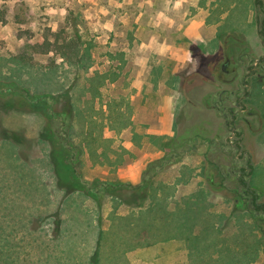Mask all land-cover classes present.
I'll list each match as a JSON object with an SVG mask.
<instances>
[{"label": "rangeland", "instance_id": "374dc122", "mask_svg": "<svg viewBox=\"0 0 264 264\" xmlns=\"http://www.w3.org/2000/svg\"><path fill=\"white\" fill-rule=\"evenodd\" d=\"M256 1L246 8L252 10L256 33L252 23L243 22L239 28L253 47L256 38L261 41L258 23L264 21V0ZM222 4L0 0V129L21 137L17 143L0 136V142L10 141L0 145V264H264V232L252 218L250 200L236 199L242 190L238 173L250 162L244 180L264 201V77H249L250 89L244 86L246 70L261 51L245 55L244 42L236 35L244 36L217 25L216 11ZM232 11L229 25L242 20L240 9ZM210 38L213 41L205 46L204 39ZM44 39L63 45L75 42L78 53L68 59L49 52L33 56L31 63L18 58L33 42ZM259 73L264 76V68ZM155 81L163 104L162 123L170 115L171 92L181 95L174 108L177 129L167 143L173 154L191 148V153H183L181 167L161 174L156 191L142 187L130 192L114 186L102 190L97 199L85 187L62 189L58 182L64 177L75 180L73 149L64 144L67 132L80 146L90 131L100 140L109 125L103 116L110 97L119 101L120 94ZM17 88L29 97L53 98V103L34 106ZM238 90L239 95L250 93L242 101L247 109L238 113L233 139L243 140V160L237 159L238 149L225 144L231 126L223 108L234 106L231 92ZM73 105L77 123L69 131ZM169 136L170 129L160 131L161 139ZM119 138L117 143L124 147ZM18 145L28 149L17 150ZM186 171L195 179L192 191L203 188L208 198L197 196L198 206H177L170 220V197L177 194L172 185H181L177 174ZM84 175L87 179L76 176L91 186L102 182L85 168ZM151 194H160L158 221L150 215ZM59 205L67 208L62 229ZM137 211L142 212L138 217Z\"/></svg>", "mask_w": 264, "mask_h": 264}, {"label": "crops", "instance_id": "0c3cea01", "mask_svg": "<svg viewBox=\"0 0 264 264\" xmlns=\"http://www.w3.org/2000/svg\"><path fill=\"white\" fill-rule=\"evenodd\" d=\"M251 1L252 0H222V9H218L216 11V14L218 16L219 22L217 25L221 26L222 24H224L227 27L226 29L228 31L230 30L232 33H234V35H236V33L242 34L244 36L243 39L240 35L236 36H238V39L240 38L241 40H243V47L248 48V53L255 56L256 53H259L260 51L262 53L261 41L259 40V38H256L257 36L256 34H254V38H256V40L254 42L255 47H253L248 41V39H250L248 38V35L244 34L243 32L241 33L242 30L239 29L241 27L243 28V22H248L254 25V31L256 33L257 25L255 22H253L254 18L253 20L251 18L252 10L247 11L246 9L248 4L251 3ZM236 8H238V10L240 9L243 12L241 20L243 24H240L241 21H238L236 22V24H233L232 21V24L229 25L227 20L233 13L232 9ZM211 25L214 26V29L217 26L215 24ZM42 41L33 42V44L42 43ZM212 41L213 40L211 38L209 40L204 39L205 46H209V44H211L210 42ZM24 53L25 52L23 51L22 54L19 55V57L24 55ZM27 53L29 54L28 51ZM261 53L256 56H260ZM35 55L46 54L31 53V55H28L29 58L26 55L28 61L24 63H31L33 56ZM170 91L173 90L170 89L167 92ZM171 94L172 97L170 115H165V117H167V120H165V122L163 123L161 121V117L164 118V114L160 112V107L162 106L163 108V104L162 102H160L159 99L160 94L159 88L156 85V81L155 83L152 82L149 87L135 86V90L133 93H127L125 95L120 94L119 101H117L113 96L110 97L108 108L104 106V111L106 110V112H104L105 117L103 116V121L104 119L107 120L110 126L108 125V128L103 129V136H100V140L94 136L96 135L95 133H92L90 131L89 133H87V136L85 138V144H82L83 146H80L75 142L74 138H70L69 132H67V135L65 137L66 143L64 141V144L66 145L67 149H73V152L71 153V160H73L72 163H74L75 165L73 164L74 171L72 173L80 175L83 179H87L84 175L85 168L86 173L90 176H99L97 178H100V181L112 184L110 187L119 186L120 184H132V186L144 184L141 187H146L145 189L147 192L154 189L155 191L158 190L159 188H156L155 185L159 176L166 172L169 168L171 169L172 167L178 164L181 167L180 161L184 158L185 155L192 152H186L184 156L180 157L176 162L172 163L170 166L166 167L162 171H158L153 168V164H156V162L166 156L169 150V148L167 147V143L174 137V134L177 129V127L174 126V120L176 118L174 108L176 106L175 104L176 101H178L180 94H175L173 92H171ZM73 109L74 110L70 111L71 119L68 122V126L70 128L69 131H72V128L74 127L75 123H77L76 120H74V117L77 116L75 106L73 107ZM94 123L98 124L99 122L95 121ZM164 129L166 131L170 129V136L168 139H161V137H159L160 131H162L163 133ZM109 130H114L116 134L114 133L110 137L105 136L104 133ZM19 133L23 134L25 140L28 139V136L24 131H20ZM119 136V141H122V145L124 144V147L119 145L115 139ZM1 144L9 145L10 141L7 139L3 142H0V145ZM27 147H21L18 145L17 150L19 148V150H26L28 149ZM26 153L27 152H25V154ZM25 154V157L22 158L27 159V155ZM13 156H15V154ZM199 162L201 163L202 159H200ZM144 173L146 175L145 178ZM189 173V171H186L183 175L177 174L179 177V183H181V185H172L173 189L175 188V186L177 187V194L170 197V206L172 204V208H170V210H167L166 212L167 215H170V220H172L175 214L178 213L179 210L176 211L177 206H181V204H183L185 208L190 206H198V203H201L199 201V197L197 196L202 195L204 200L208 198L207 191H204L203 188L199 189L195 193L192 191L191 186H193L192 182H194L195 179H189ZM199 183L200 181L198 180L197 184ZM0 190L4 189L0 188ZM154 195L151 194L152 199L150 198L151 201L154 203V206H152L154 212L152 211L150 215L154 216L155 220L158 221V216L160 215V194H158V196ZM66 209L67 208L65 205L61 207L59 205L56 209L57 215L62 218H60L62 220L61 229L63 228V222L67 220ZM141 214L142 212L137 211L136 216L138 217Z\"/></svg>", "mask_w": 264, "mask_h": 264}, {"label": "trees", "instance_id": "16d2710c", "mask_svg": "<svg viewBox=\"0 0 264 264\" xmlns=\"http://www.w3.org/2000/svg\"><path fill=\"white\" fill-rule=\"evenodd\" d=\"M258 2V0L256 1ZM259 35L260 37L264 40V21L261 22L259 26ZM79 50L78 45L75 42H71L69 44L63 45L59 44L56 40H46L44 39L42 43H36L33 45H29L27 48V51L31 55V53H41V54H46L49 52H58L61 53L62 55H67L68 59L72 58V55H77ZM27 51L19 57V59L23 62H27L29 58V54ZM28 58H27V56ZM17 87V86H16ZM23 93L25 92L23 88H17ZM25 94L28 95V99L30 100L31 103H34L33 105H39V104H44L47 103L46 100H48L49 103H53V98H45L44 96L42 97H29V93L26 91ZM71 111V110H70ZM0 136L2 137H8L9 139L15 140L17 143L21 140V137L19 136L18 133L16 132H10L5 129H0ZM44 136V134H42ZM7 138V139H8ZM190 150V149H189ZM189 150H186L181 153L175 152L170 153V150H168L166 156L162 159H160L156 164H153V168L158 171L164 170L166 167L170 166L172 163L176 162L180 157L183 156V153L188 152ZM145 173H144V178H145ZM64 180L58 182L60 187L64 189L67 192H72V191H79V189H83V187L88 188L89 193L92 196H95L97 199L100 197V193L103 190H107L110 188L112 184L102 182L98 185L93 184V186H96V190L91 186L90 183L82 181L79 176L77 178L76 174L73 181L68 180L66 177L63 178ZM66 181V182H65ZM239 183L242 186V190L239 191L236 195L237 200H243V199H249L251 203V210L250 213L252 215V218L257 226V228H260L262 232H264V201L261 200V194H259L257 191L252 189L249 185H247V182L240 177L239 178ZM144 185V184H142ZM132 186L130 184H120L119 186L127 188L130 192L133 190H141V186ZM141 199V198H140ZM131 203V202H128Z\"/></svg>", "mask_w": 264, "mask_h": 264}, {"label": "flooded vegetation", "instance_id": "af4514ba", "mask_svg": "<svg viewBox=\"0 0 264 264\" xmlns=\"http://www.w3.org/2000/svg\"><path fill=\"white\" fill-rule=\"evenodd\" d=\"M260 24H261V22L258 23L259 26H260ZM261 43L264 46V40L262 38H261ZM245 55L252 56V54L248 53V48H246V50H245ZM244 63H246V61H244ZM228 64H229V61L227 60L222 66L223 71L226 70V67L228 66ZM263 65H264V51L261 53L260 56L255 58L254 63L246 70V76L244 78L245 79L244 80V86L245 87L247 86L246 87L247 90L250 89V87H251V84L248 85L246 83L247 78L256 77V76L258 77V75H259L260 78L264 77L262 74L259 73L260 68H264ZM222 93H224V91ZM231 93L236 96V101L234 102V106L230 107L228 105H225L224 106L225 108H223L225 113H227V117L229 118L227 124L231 126V134L229 136L230 140L226 141L225 144L228 143L230 146L238 149L237 159L238 160H243V159H245V154H246V152H243V149H244L243 142H242L243 140L240 139V140H237V141H233V139L236 138V134H237V132H236V123L238 121V115H239L238 113L239 112H244L247 109L246 105L243 104L242 101L244 99H246L250 95V93L247 91L246 94L239 95V93H240L239 90L237 92H231ZM221 100L223 102L225 100V98H222ZM251 114L252 113L250 112V115ZM190 150H191V148H190ZM246 151L250 154V151H248L247 149H246ZM249 166H250V162L246 166V169L243 170V172L241 171V172L238 173L239 178L242 177L244 179V172L249 169ZM239 178H238V180H239ZM247 185H249L248 182H247Z\"/></svg>", "mask_w": 264, "mask_h": 264}]
</instances>
